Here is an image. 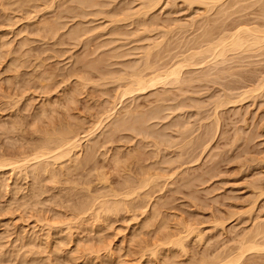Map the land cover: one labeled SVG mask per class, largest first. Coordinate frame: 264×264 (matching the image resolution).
<instances>
[{
	"label": "rangeland",
	"instance_id": "374dc122",
	"mask_svg": "<svg viewBox=\"0 0 264 264\" xmlns=\"http://www.w3.org/2000/svg\"><path fill=\"white\" fill-rule=\"evenodd\" d=\"M85 1L88 3L87 0H82L84 4ZM88 1L91 3V0ZM112 1L95 0L94 3L92 1V5L90 3L89 5L86 4V7V5H82L81 0L79 1L81 4L77 3L76 0H0V157L2 158L0 163L2 164L4 159L10 163L6 165L4 162L3 167L0 164V264H148V262L150 264H172L174 261L175 263L178 262L177 264H206L209 259L213 260V257L216 258L218 252L220 255L223 254L222 256L236 252L239 249L238 247H240L239 240H241V243L242 239L255 235L252 234L256 228L255 225L259 227L262 224L261 226L264 227V193H261L264 192L262 187L264 186V88L259 89L261 92H258V94L256 91L252 94L254 96L250 95L252 97L250 99L249 95H244L246 91L249 92L248 90L251 92L252 89L253 91L258 89L264 81V78L261 80L264 77V49L256 47L250 52L240 51L237 55L236 53H230L225 59L223 58L226 62H223V59L218 60L219 63L223 62L220 63V66L216 61L214 66L211 64L208 67L185 69L183 71L184 77L182 76V78L183 80L192 78L194 82H189V84L192 83L190 85H186L187 83L175 87L168 85L163 87L161 85L156 87V89L153 88L154 91L149 89L150 91L148 90V92L145 91L141 94L134 93L135 97L134 95L131 97L127 96V98H122L121 101H119V92L122 93L125 89L120 87L124 83L123 81L118 83V79H116V77L121 78L118 75L121 72L125 73V69L129 73L133 69L141 68V65L145 63L144 58L148 48L157 41L161 42V37H163L161 38L163 44L160 45V48L153 50L154 53L152 52L150 60L155 62L160 58L162 59V62H160L162 64L169 62L175 56H180L181 53H178L180 51L185 53V47H188L187 43L191 42V40L201 38L202 42L201 35L206 28L204 27L206 23L213 26V28L215 27V29L217 28L216 31L221 30V27L231 29L241 19L242 22L247 23L248 27L251 25L252 28L258 25V27L262 28L263 25L264 28V1L261 0V3H259V6L256 5V8H254L255 6L250 8L249 12L245 10L242 13H237L238 7L228 9L227 13L230 11L228 13L230 18L227 13H223L224 8L223 10L222 8H216L211 13L204 14V10L199 9H204L205 7L199 6L200 8L198 9L194 5L190 7L191 10L188 12L187 8H189V5L183 0H163L157 6V9L155 8L151 11L147 8L150 5L149 0ZM116 1L118 2L116 3ZM257 1L259 0H251L252 3ZM101 2L102 4L105 2L103 6H100ZM251 2L249 1L248 3L252 4ZM141 3L143 4L141 5ZM119 5L120 7H118ZM143 5L147 6L144 7ZM142 6L148 12L144 13ZM83 7L84 9H82ZM134 11L138 13V17L133 13ZM85 12L86 17L83 15ZM196 12L197 15H194ZM232 12H234L235 17L232 16ZM142 13H148V15L145 17ZM117 14L120 16H117ZM202 14L204 15L202 16ZM223 14L226 16L224 17ZM259 14L260 16L262 14V16L260 17ZM199 15L204 18H196ZM82 16L85 18H82ZM120 17L121 20L118 22ZM131 17L135 21H131ZM123 18H125L124 22L122 21ZM114 19H116V22ZM149 19L155 24H152ZM197 19H199L200 23L197 22ZM192 21L194 23L193 30L190 29ZM55 23L56 25H54ZM177 23L181 27L184 24L186 30L184 29L182 32L180 31L181 29L178 30L181 27L178 28L179 25ZM107 24L110 26L109 28ZM146 27L148 32L144 30ZM174 28H177L178 32ZM215 29L214 32H216ZM138 30H144V32L139 31L138 37L133 39L132 36H136ZM168 30H171V32H168ZM84 31L86 32L85 35L82 34ZM149 31L152 34H149ZM172 32L174 33L172 34ZM78 33L80 36H78ZM143 33L146 34L141 35ZM168 33H170L169 36H165ZM164 36L167 43L164 42ZM138 41L139 44H137ZM77 44L79 45L77 46ZM167 58L168 60H166ZM225 70L226 73H224ZM114 76L115 80L113 79ZM78 78H82V81ZM103 78L107 80L104 81ZM258 82L261 83L257 84ZM136 97L137 99H135ZM218 97L220 100L222 98V100L230 99L231 104L234 103L232 105L230 103L227 104L222 107L223 109L220 108L217 113L219 117L216 116L214 107L216 99L220 101ZM53 99L54 101H52ZM235 102L239 103L236 104ZM114 107L116 108V116L123 119L121 122H126L127 118L133 119V117V121L135 119L138 120L136 123L133 122L135 126L130 127L132 122L129 121H132L131 119L127 121L130 125L124 124L129 127H124L122 126L123 122L120 125V119L114 117V121L118 122L115 125L119 124L118 126H122V129H119V131L117 128L115 129L113 119L109 120L111 122L105 121L106 124L110 123L108 125L110 127H102L96 132V136L88 138L89 140L84 138L81 141V148L73 151L72 154L70 153V156L68 155L70 158L66 156V159L64 158V160L62 159L63 161H60L61 163L55 164L53 159L50 160L54 156L53 154L49 158H42L39 162L32 161L29 163L31 167L27 165L26 168H23L25 173L23 169L16 170L11 165L14 160H18L19 156L23 157L29 154V150L31 149L32 151L36 146L35 144H42L44 137L47 135L54 136L57 131L66 130L69 127L72 130L75 127L73 130L83 131L81 134V138H83L85 136L84 128L93 127L92 124H95L100 117L105 119V115L104 117L101 115L106 110L110 111ZM154 108H157L156 111ZM170 108L172 109L170 110ZM178 108L179 110H177ZM135 109L137 113L140 111V114L147 115V112L149 117L152 116L148 118L143 115L146 119L139 123V119L134 116L137 115L135 114ZM150 109H152V112H149ZM198 110H200V113ZM119 111L120 113H118ZM132 111L134 112V115L131 113L133 117H127L131 115L129 113ZM178 111L182 112V115ZM192 111L195 112L193 113ZM153 112L155 113L154 115ZM187 113L188 115H186ZM120 114L121 116H119ZM171 114H176L171 116L173 119L170 117ZM137 116L141 117L139 114ZM195 117L196 120H194ZM208 118L211 121L207 120ZM116 119L118 120L116 121ZM141 119L143 120L144 118ZM51 120L54 121L52 122ZM105 123L104 125H106ZM77 124L79 125L77 126ZM187 126L190 128H186ZM80 127L83 130L80 129V131ZM110 128L113 131L116 130L115 133H112L113 131ZM174 131L177 132L175 133ZM217 131L219 133H216ZM55 136L54 138H56ZM149 139L152 140L150 141ZM192 139H194V143L191 145L190 141ZM234 140L235 145L233 146ZM157 145H160L163 150ZM183 145H185V149H183ZM207 146L209 147L207 148ZM24 153L25 155H23ZM159 154L160 156H158ZM179 155L182 157L180 158ZM156 156L158 159H155ZM73 158L76 162L78 161V165L75 164L76 162H74ZM195 161H198V163ZM65 162L66 164H64ZM72 162L74 163L72 164ZM117 163L118 166H116ZM61 164H64L66 169H63ZM53 165L55 167L51 168ZM67 165L68 167L70 166L69 169ZM45 166L47 169H49V166L50 170H55L48 174L49 170L46 172ZM101 166L102 169H100ZM125 167L128 168L125 169ZM130 169L131 172L129 171ZM100 170L111 178V180L109 179L110 182L106 184L107 187H104V184L102 186V184L96 183L99 175L97 173L101 174ZM58 171L59 173H57ZM173 171L179 172L173 173ZM145 172L148 176L152 174L151 176L156 175L158 177L159 175V181L156 180L155 185L151 184L144 189L137 190L134 197L129 196L130 199L127 197L126 200L125 192L135 188V184L137 185L141 182V179L144 180V177H147ZM171 176L175 178L170 179ZM156 177L154 176L155 179ZM165 177L166 179H164ZM52 178H55L57 182H54L56 180L51 182L50 179ZM137 178L140 181L136 180ZM87 181L92 183H85ZM73 182L77 183V185L80 183L79 185L83 186V190L82 186L78 187ZM127 184L130 186L126 187ZM110 186L113 187L111 188ZM107 188L110 193L112 192L111 195ZM122 188L126 191L124 192ZM88 189L90 190L88 191ZM150 191L152 192L151 194L149 193ZM113 192L118 195L121 193L125 194V199H122V194L120 195L121 200L131 202L132 210L129 209L131 212L125 208L124 211H120L118 214H111L112 217H110V214L107 215L108 213L101 211V215L98 217L92 211L98 210L100 207L98 205L99 202L105 197L103 196L102 198L98 193H101V195L107 194L106 197H109L105 198V200L103 199V201L107 199V202L121 201L118 200L120 196H118V199L113 196L115 195ZM137 194L140 195L138 196ZM141 194L142 197L144 194L147 197L149 196L150 200L153 197V200L150 201L147 197H144V199ZM96 195L102 199L96 200ZM110 198L112 200H109ZM140 198L141 200L143 199V202ZM94 199L98 204H91L92 201L95 203ZM257 199H259L258 202ZM255 200L257 205H255ZM86 203L88 206H86ZM82 204L84 205L80 208ZM89 205H95L94 209L91 212L88 211L87 214L85 213L86 215L83 214L81 211L88 208ZM252 205L256 207L253 208L254 210L251 207ZM78 209H81L79 211L83 215L78 213ZM133 209L135 211L138 210V212H133ZM105 214L110 218L105 217ZM230 214L232 218L229 216ZM216 220H221L220 222L226 226L222 227L220 222H217L216 225L213 224ZM148 221L149 225L147 224ZM153 222L152 226L151 223ZM258 223L260 224L257 225ZM219 225L221 228L217 227ZM214 226L217 228L215 231ZM163 227L167 229L165 230ZM184 228H188L191 232L195 229L197 232L194 230L192 233H195L190 234ZM182 230V233L186 234L189 232V234L180 233ZM223 230L226 231L224 232ZM167 233L170 235L177 233L178 237L180 233V237H190L189 239L186 238L189 241H185L187 243V245L186 243L184 244L186 249L182 251L181 248L169 245L167 242L169 234ZM197 233L203 234L202 237L204 238L199 239L200 236ZM244 234L245 236L252 235L245 237ZM241 236H244V238ZM204 239H206L205 244L203 243ZM201 240L203 241L201 242ZM233 246L234 252L227 249L228 247L233 250ZM224 248H226L227 254L225 250L223 251ZM155 249L159 251V253H156L158 255L150 252L152 250L154 252ZM185 251H187L186 254ZM229 251L231 252L229 253ZM252 253L254 254V252ZM256 253L253 255L249 252L248 254L251 256L248 257V254H246L245 259L243 258L244 260L241 263L243 264L246 260L244 264H264V255H262L264 252ZM206 255L209 256V259L208 256L205 257ZM158 256L160 258H157ZM170 257H173V262L171 259L168 261ZM260 257L263 259L260 260Z\"/></svg>",
	"mask_w": 264,
	"mask_h": 264
},
{
	"label": "bare ground",
	"instance_id": "6f19581e",
	"mask_svg": "<svg viewBox=\"0 0 264 264\" xmlns=\"http://www.w3.org/2000/svg\"><path fill=\"white\" fill-rule=\"evenodd\" d=\"M77 1V3L80 1V0H76ZM92 1H93V3H94V1L95 0H91V3L87 0V2L88 3H86V1H85V4H84V2H82V0H81V2L83 3L82 5L84 6V5H86V4H88L89 5V3L92 5ZM99 1H101V0H99ZM108 1V0H107ZM112 1V0H111ZM161 1L163 2V0H149V3H150V5L149 6H147L148 4H147V2H146V4L147 5H143L144 7H146L147 6V8L151 11V10H153V9H157V6L161 3ZM184 2H186V4H188L189 5V8H187L188 9V12H189V10H191L190 9V7L191 6H194V5H196L197 6V8L199 9L201 6H203V7H205L204 9H199V10H204L203 12H205L204 14H209V12L211 13V11L212 10H214V9H216V8H222V10H223V8H224V11H223V13L225 12V13H227V10L228 9H232V8H235V7H238V10H237V13H242V11H245V10H247L248 12H249V10H250V8H252V7H254V8H256V5H258L259 6V3H261V0H259V1H257L256 3H252L251 2V0H183ZM251 2L252 4H250V3H248V2ZM254 1V0H253ZM264 1V0H263ZM81 2H79L80 4H81ZM118 1H116V3H117ZM121 2V1H120ZM124 2V1H123ZM96 3V2H95ZM104 3L105 2H103V4H102V2L100 3V6L102 5H104ZM112 3H113V1H112ZM115 3V2H114ZM122 3V2H121ZM140 3V2H139ZM145 3V2H144ZM97 4V3H96ZM111 4V3H110ZM143 3H141V5H142ZM184 4V3H183ZM246 4V5H245ZM98 5V4H97ZM188 5H187V7H188ZM242 5H245V6H242ZM74 6H75V2H74ZM99 6V5H98ZM129 6V5H128ZM143 6L141 7L142 8V10L144 11V13H146V12H148V10H144V8H143ZM200 6V7H199ZM77 7H79V6H77ZM86 7H87V5H86ZM95 7H96V5H95ZM105 7V6H104ZM118 7H120V5L118 6ZM89 8V7H88ZM69 9V8H68ZM76 9V8H75ZM78 9V8H77ZM82 9H84V7L82 8ZM92 9H93V6H92ZM99 9V8H98ZM101 9H102V7H101ZM121 9V8H120ZM126 9H128V8H126ZM131 9V8H130ZM137 9V8H136ZM140 9V8H139ZM193 9V8H192ZM129 10V9H128ZM135 10V9H134ZM141 10V11H142ZM73 11V10H72ZM71 11V12H72ZM76 11H78V10H76ZM79 11H80V9H79ZM92 11V10H91ZM98 11V10H97ZM127 11V10H126ZM131 11V10H130ZM136 11V10H135ZM135 11L133 12V13H135ZM138 11V10H137ZM156 11V10H155ZM159 11V10H158ZM232 11V10H231ZM246 11V12H247ZM251 11H253V9H251ZM255 11V10H254ZM262 11H263V7H262ZM121 12H122V10H121ZM193 12V11H192ZM198 12V11H197ZM197 12H196V14L194 13V15H197ZM200 12V11H199ZM202 12V11H201ZM230 12V11H229ZM228 12V13H229ZM247 12V13H248ZM260 12V11H259ZM77 13V12H76ZM88 13V12H87ZM132 13V12H131ZM151 13V12H150ZM228 13H227V16H229L228 15ZM78 15H79V13H77ZM85 14H86V12L85 13H83V15L85 16ZM122 14V13H121ZM128 14H130V13H128ZM136 14V16L138 15V13L136 12L135 13ZM135 14H134V16H135ZM140 14V13H139ZM143 14V13H142ZM204 14H202V16L204 15ZM244 14V13H243ZM250 14H251V12H250ZM77 15V16H78ZM100 15V14H99ZM119 14H117V16H118ZM127 15V14H126ZM126 15H125V18H126ZM131 15H133V14H131ZM145 15V17H146V15H148V13L147 14H143V16ZM154 15V14H153ZM188 15H189V13H188ZM217 15H218V12H217ZM231 15V14H230ZM238 15H240V14H238ZM237 15V16H238ZM120 16V15H119ZM128 16V15H127ZM139 16V15H138ZM137 16V17H138ZM202 16H200L199 15V17H196V18H200V17H202ZM209 16V15H208ZM211 16V15H210ZM220 16V15H219ZM221 16H222V13H221ZM223 16L225 17L226 15H224L223 14ZM232 16H234V12H232ZM259 16H260V14H259ZM261 16H262V14H261ZM260 16V17H261ZM86 17V16H85ZM85 17H83L82 16V18H85ZM113 17V16H112ZM121 17H123V16H121ZM121 17H120V19L118 20L117 18V20H118V22L121 20ZM148 17V16H147ZM188 17V16H187ZM192 17H194V16H192ZM235 17V16H234ZM75 18H76V15H75ZM94 18V17H93ZM102 18V17H101ZM125 18H123L122 19V21L125 19ZM136 18V17H135ZM141 18H142V15H141ZM149 18V17H148ZM202 18H204V17H202ZM210 18V17H209ZM229 18H230V16H229ZM245 18V17H244ZM246 18H247V16H246ZM253 18V17H252ZM78 19V18H77ZM80 19H81V17H80ZM87 19H89L88 17H87ZM116 19H114V21L116 20ZM206 19V18H205ZM208 19V18H207ZM232 19V18H231ZM256 19V18H255ZM258 19H259V17H258ZM263 19V18H262ZM85 20V19H84ZM96 20V19H95ZM135 21V19H132V17H131V21ZM136 20H137V18H136ZM143 20V19H142ZM150 20V19H149ZM148 20V21H149ZM192 20V19H191ZM198 20V21H197ZM196 21L198 22V23H200L199 22V19H197ZM239 20H240V17H239ZM138 21H139V18H138ZM145 21H146V19H145ZM195 21V20H194ZM202 21V20H201ZM223 21V20H222ZM229 21V20H228ZM227 21V22H228ZM230 21H232V20H230ZM264 21V20H263ZM89 22V21H88ZM116 22V21H115ZM117 22V23H118ZM124 22V21H123ZM127 23H128V21H126ZM150 22H152V20H150ZM196 22V23H197ZM203 22V21H202ZM216 22H217V20H216ZM224 22V21H223ZM233 22V21H232ZM78 23H80V22H78ZM93 23V22H92ZM133 23H135V22H133ZM188 23V22H187ZM191 23V22H190ZM236 23V22H235ZM49 24V23H48ZM81 24H82V21H81ZM111 24H112V22H111ZM115 24V23H114ZM132 24V23H131ZM141 24V23H140ZM152 24H155V23H153L152 22ZM178 24V23H177ZM50 25V24H49ZM54 25H56V23L54 24ZM79 25V24H78ZM87 25V24H86ZM108 25V24H107ZM113 25V24H112ZM111 25V26H112ZM134 25V24H133ZM142 25H143V23H142ZM146 25H147V23H146ZM157 25V24H156ZM179 25V24H178ZM182 25V24H181ZM262 25V24H261ZM103 26V25H102ZM135 26V25H134ZM149 26V25H148ZM183 27H181L180 25L178 26V28L179 27H181V28H179L178 30H180L181 32H182V30H184L185 28H184V24L182 25ZM186 26V25H185ZM190 26H192V27H190V29L191 30H193L194 28V23H193V21H192V23L190 24ZM108 28L110 27L109 25L107 26ZM150 27H152V26H150ZM149 27V28H150ZM175 27V26H174ZM177 27V26H176ZM187 27V26H186ZM204 27H206L204 30H203V34L201 35L202 36V42H201V38H196V39H193V41L191 40V42H188L187 43V45H188V47H185L186 48V50H185V53H182V51H180V52H178V53H181V55L180 56H173L174 58H172L169 62H166V63H160V62H162V59H160L159 58V60L158 61H155V62H153L152 60H150V58L152 57L151 55H152V52L154 53V49H156V48H160V45H162L163 43H162V40H161V38H163V37H161L160 38V41L161 42H155V43H153V45L152 46H150L149 48H148V52H146V55H145V58H144V62L145 63H143L142 65H141V68H139V69H133V70H135L134 72H133V70L132 71H129V73H128V71L125 69V73L124 72H121V73H123L122 75H121V73L118 75V76H121V78L120 77H116V79H118L117 81H118V83L120 82V81H123V83L125 84V86H124V84H121L122 86H120L121 88L123 87V88H125L124 90H123V92L121 93V92H119L120 93V100L119 101H121V99L122 98H124V97H126L127 98V96H133L134 95V93H143V92H148V90L149 89H153V88H155L156 89V87H159V86H161V85H163V87H167V85L168 86H179V85H185L186 83V85H190V84H192V83H190L189 84V82H194V81H192V78H190L189 80H187V79H184L183 80V78H182V76H183V71L185 70V69H190V68H194V67H208V65H210L211 66V64L214 66V63L217 61V64L220 66V63H223V62H226L224 59L228 56V54H230V53H236V55H237V53L238 52H240V51H242V52H250V50H252L253 48H256V47H258V49H264V28H263V25H262V28H260V26L258 27V25L256 26V27H252L251 28V25H250V27H248V25H247V23H245V22H242V19H241V21H238L237 22V24L236 25H234L231 29H226V27L225 28H222L221 27V30H219V31H216V29H215V27L213 28V26H211L210 24H205L204 25ZM54 28H55V26H54ZM90 28V27H89ZM133 28V27H132ZM144 28V27H143ZM156 28V27H155ZM193 28V29H192ZM219 28H220V25H219ZM56 29V31H57V28H55ZM81 29H82V25H81ZM92 29V28H91ZM94 29V28H93ZM129 29V28H128ZM151 29V28H150ZM169 29H171V27H169ZM175 29V28H174ZM203 29V28H202ZM214 29H215V31L216 32H214ZM83 30H84V28H83ZM90 30V29H89ZM142 30V29H141ZM144 30H148L147 29V27L144 29ZM144 30L143 31H140V30H138V32H137V35L136 36H132L133 37V39H134V37H138V34H140V32H144ZM160 30H162V29H160ZM164 30V29H163ZM176 31H177V28L175 29ZM186 30V29H185ZM86 31V30H85ZM84 31V33L82 32V34H84L85 35V32ZM88 31V30H87ZM107 31V30H106ZM109 31V30H108ZM132 31H134V30H132ZM140 31V32H139ZM145 31V32H146ZM152 31V30H151ZM151 31H149L150 33L149 34H152L151 33ZM159 31V30H158ZM173 31V30H172ZM176 31H175V34H176ZM50 32H51V29H50ZM72 32V31H71ZM78 32V31H77ZM101 32V31H100ZM135 32V31H134ZM148 32V31H147ZM156 32V31H155ZM166 32H167V30H166ZM165 32V33H166ZM168 32H171V30H168ZM178 32V31H177ZM191 32V31H190ZM218 32V33H217ZM131 33V32H130ZM154 33V32H153ZM174 32H172V34H173ZM74 34V33H73ZM109 34H110V32H109ZM144 34H146V33H143V34H141V35H144ZM148 34V33H147ZM148 34V35H149ZM169 34L170 33H168V34H165V36H169ZM104 35H105V33H104ZM162 35V34H161ZM180 35V34H179ZM178 35V36H179ZM195 35H197V34H195ZM78 36H80V34L78 33ZM86 36H87V34H86ZM164 36V39L166 38ZM178 36H176V37H178ZM182 36V35H181ZM186 36V35H185ZM192 36V35H191ZM215 36H217V37H215ZM77 37V36H76ZM89 37V36H88ZM110 37V36H109ZM127 37V36H126ZM139 37H140V35H139ZM145 37V36H144ZM148 37V36H147ZM153 37V36H152ZM151 37V38H152ZM171 37V36H170ZM169 37V38H170ZM173 37H174V35H173ZM175 37V38H176ZM195 37V36H194ZM73 38H74V36H73ZM82 38H83V36H82ZM180 38V37H179ZM182 38V37H181ZM86 39V38H85ZM127 39V38H126ZM129 39V38H128ZM137 39V38H136ZM82 40V39H81ZM83 40H84V38H83ZM108 40V39H107ZM140 40H141V38H140ZM142 40H143V37H142ZM76 41V40H75ZM78 41V40H77ZM129 41V40H128ZM136 41V40H135ZM173 41V40H172ZM178 41H179V39H178ZM184 41V40H183ZM185 41H186V38H185ZM200 41V42H199ZM83 42V41H82ZM150 42V41H149ZM148 42V43H149ZM164 42H166L167 43V41H166V39H165V41ZM140 43H141V41H140ZM146 43H147V41H146ZM171 43V42H170ZM84 44V43H83ZM89 44V43H88ZM137 44H139V41H138V43ZM142 44H144L143 42H142ZM79 44H77V46H78ZM81 45V44H80ZM145 45V44H144ZM187 45H185V46H187ZM133 46V45H132ZM174 46V45H173ZM177 46V45H176ZM182 46V45H181ZM139 47V46H138ZM80 48H81V46H80ZM128 48V47H127ZM126 48V49H127ZM74 49V48H73ZM78 50V49H77ZM178 51V50H177ZM134 52V51H133ZM184 52V51H183ZM262 52V51H261ZM77 53V52H76ZM136 53H138V51H136ZM169 53V52H168ZM254 54H255V52H253ZM259 53V52H258ZM244 54V53H243ZM243 54H242V56H243ZM76 55V54H75ZM142 55V54H141ZM256 55H257V53H256ZM128 56V55H127ZM126 56V57H127ZM154 56H155V54H154ZM153 56V57H154ZM81 57V56H80ZM125 57V56H124ZM233 57V56H232ZM264 57V56H263ZM73 58V57H72ZM130 58V57H129ZM136 58V57H135ZM157 58V57H156ZM224 58V59H223ZM133 59V58H132ZM219 59H223L224 61L223 62H218V60ZM16 60H18L17 58H16ZM15 60V61H16ZM166 60H168V58L166 59ZM129 61V60H128ZM236 61H237V59H236ZM164 62V61H163ZM234 62H235V60H234ZM238 62H239V60H238ZM160 63V64H159ZM139 64V63H138ZM164 64V65H163ZM256 64V63H255ZM255 64H254V66H255ZM72 65V64H71ZM239 65H241V64H239ZM216 66V65H215ZM222 66H224V65H222ZM73 67H74V65H73ZM78 67V66H77ZM130 67V66H129ZM218 67V66H217ZM131 68H132V66H131ZM246 68V67H245ZM69 69V68H68ZM196 69V68H195ZM194 69V70H195ZM202 69V68H201ZM208 69V68H207ZM130 70V69H129ZM216 70H218V69H216ZM82 71V70H81ZM126 71H127V74H126ZM231 71H232V69H231ZM233 71H234V69H233ZM190 72V71H189ZM214 72V71H213ZM223 72V71H222ZM224 73H226V70H225V72ZM222 74V73H221ZM117 75V74H116ZM216 76V75H215ZM76 77V76H75ZM74 77V78H75ZM184 77V76H183ZM106 78V77H105ZM108 78V77H107ZM120 78V79H119ZM199 78V77H198ZM264 77H262L261 78V80L263 79ZM77 79V78H76ZM79 79V78H78ZM82 79V78H81ZM81 79H79L80 81H82ZM104 79V78H103ZM110 79V78H109ZM112 79V78H111ZM114 80H115V76H114V78H113ZM85 80V79H84ZM105 80H107V79H104V81ZM124 80H125V82H124ZM127 80V81H126ZM115 82V81H114ZM126 82H127V84H126ZM262 82V81H261ZM261 82H258L257 84H259V83H261ZM49 83H50V81H49ZM85 83V82H84ZM115 83H117V82H115ZM121 83V82H120ZM203 83H204V81H203ZM44 84H45V82H44ZM81 84V83H80ZM105 84V83H104ZM197 84H198V82H197ZM77 85V84H76ZM201 85H202V83H201ZM204 85V84H203ZM42 86H43V83H42ZM45 86V85H44ZM112 87V86H111ZM120 87H118V88H120ZM78 88V87H77ZM122 88V89H123ZM264 88V81L260 84V86H259V88L258 89H255L254 91H253V89H252V91L250 92V90H248L249 92H247L246 90V92H245V94L244 95H246V96H250V95H252V94H254L256 91V93L258 94V92H261V91H259V89H263ZM109 89V88H108ZM161 89V88H160ZM79 90V89H78ZM75 91H76V89H75ZM150 91V90H149ZM153 91H154V89H153ZM156 91V90H155ZM99 92V91H98ZM231 92V91H230ZM244 93V92H243ZM250 93V94H249ZM157 94V93H156ZM225 94V93H224ZM232 94V93H231ZM242 94V93H241ZM263 94H264V89H263ZM76 95H77V93H76ZM229 95V94H228ZM256 95V94H255ZM252 96H254V95H252ZM61 97H62V95H61ZM117 97H118V95H117ZM134 97H135V95H134ZM197 97V96H196ZM199 97V96H198ZM129 98V97H128ZM139 98H140V95H139ZM233 98V97H232ZM248 98V97H247ZM250 98H252L251 96L249 97V99ZM257 98V97H256ZM72 99L73 100H75V98L74 97H72ZM115 99H117V98H115ZM133 100H135V99H137V97L134 99V98H132ZM179 99V98H178ZM218 99H219V97H218ZM223 99V98H222ZM220 100V101H218L217 99H216V105H214V107H215V112H216V116H218L219 117V115H217V113H218V110L220 109V108H222V107H224V106H226L227 104H231V100L229 99V100H227V99H224V100ZM255 99V98H254ZM49 100V99H48ZM51 100V99H50ZM157 100V99H156ZM166 100V99H165ZM240 100V99H239ZM52 101H54V99L52 100ZM110 101V100H109ZM112 101V100H111ZM115 101H117V100H115ZM196 101H197V99H196ZM218 101V102H217ZM75 102V101H74ZM199 102V101H198ZM212 102H214V101H212ZM45 103V102H44ZM51 103V102H50ZM121 103V102H120ZM172 103V102H171ZM236 103V102H235ZM237 103H239V102H237ZM236 103V104H237ZM48 104H49V101H48ZM147 104V103H146ZM232 104H234V103H232ZM231 104V105H232ZM111 105V104H110ZM134 105H135V103H134ZM167 105V104H166ZM132 106V105H131ZM169 106V105H168ZM210 107H211V105H209ZM50 107H51V105H50ZM121 107V106H120ZM177 107V106H176ZM157 108H158V106H157ZM157 108H154L155 109V111H156V109ZM159 108H160V110H161V107L159 106ZM212 108V107H211ZM41 109V108H40ZM42 109H44L43 107H42ZM115 107L114 108H112L110 111L108 110H106L104 113H103V115H101L102 117H104V115H105V119H101V117H100V119H98V121L97 122H95V124H92L93 125V127H90L89 129L87 128V129H85L84 128V134H85V136L83 137V138H81V134H82V132H79V131H77V130H73L74 128H72V130L70 129V127H69V129H66V130H62V131H57V133L54 135L56 138H54V136L52 135V136H46V137H44L43 139H44V142L42 143V144H40V145H37V144H35L36 146L32 149V151H31V149L29 150L30 151V153L29 154H26V156H23V157H18L17 159V161H11L12 163H11V165H13V167H15L14 169H18V170H22L23 168H26L27 167V165H30L29 163H31L32 161H38L39 162V160H42V158H49L51 155L53 156V154H54V156L52 157V158H50V160H52L53 159V161H55L54 163L55 164H57L58 162H60L62 159L64 160V158L67 156V157H69L70 156V153L72 154V152L73 151H76V150H78V149H80L81 148V141L82 140H84V138H87V140H89L88 138H92L93 136H96L95 134H96V132H98L102 127L104 128V127H106V126H108L110 123H108V124H106L105 123V121H109V120H111V119H113L114 117H118V116H116V111H115ZM124 109V108H123ZM132 109V108H131ZM172 108H170V110H171ZM180 109H181V107H180ZM210 109V108H209ZM223 109V108H222ZM128 110V109H127ZM140 110V109H139ZM152 109H150V111L149 112H152L151 111ZM159 110V109H158ZM177 110H179V108L177 109ZM213 110V109H212ZM117 111H118V108H117ZM154 111V110H153ZM182 111H183V109H182ZM195 111H197V110H195ZM194 111V112H195ZM140 111H138V113L136 112V109H135V114H139L140 116L142 115V114H140L139 113ZM179 113H181V115H182V112H180V111H178ZM188 112V111H187ZM190 112V111H189ZM193 112V111H192ZM193 112V113H194ZM198 112L200 113V110H198ZM45 113V112H44ZM118 113H120V111L118 112ZM123 113H124V111H123ZM133 114L134 112L132 111V112H130L129 114ZM157 113V112H156ZM170 113V112H169ZM185 113V112H184ZM129 115V116H127V117H133V115ZM146 114L147 115H145V114H143L145 117H148V118H150L152 115L151 114H149V115H151L150 117L148 116V113L146 112ZM155 113L153 112V115H154ZM197 114V113H196ZM195 114V115H196ZM118 115V114H117ZM128 115V114H127ZM137 115H134V116H136V118L137 119H139V123H141L142 121H144L146 118L145 117H143V115L139 118ZM173 115H176V114H173ZM172 114L170 115V117L171 116H173ZM186 115H188V113L186 114ZM119 116H121V114L119 115ZM199 116V115H198ZM215 116V115H214ZM155 117H156V115H155ZM210 117V116H209ZM54 118V117H53ZM141 118H144L143 120L141 119ZM147 118V119H148ZM172 119H173V117H171ZM214 118V117H213ZM216 118V117H215ZM118 119H120L119 117H118ZM118 119H116V121L118 120ZM124 119H126V117H124ZM128 120L127 121H129V120H131L130 118H127ZM133 119H134V117H133ZM133 119H132V121H129V122H132L131 123V125L129 124V122H125V121H122L123 122V124H122V126H126V125H124V124H129L130 125V127L131 126H135L134 124L136 123V121L138 122V120H134L133 121ZM194 119V118H193ZM192 119V120H193ZM205 119H206V117H205ZM217 119V118H216ZM121 120H123V119H120V122H119V124L120 123H122L121 122ZM160 120V119H159ZM194 120H196V117H195V119ZM198 120V119H197ZM200 120V119H199ZM207 120H209V118L207 119ZM52 121V120H51ZM54 121V120H53ZM52 121V122H53ZM96 121V120H95ZM113 121H114V119H113ZM113 121H112V124H113ZM155 121V120H154ZM191 121V120H190ZM209 121H211V120H209ZM109 122H111V121H109ZM125 122V123H124ZM133 122H135V123H133ZM156 122H157V120H156ZM104 123L106 124V125H104ZM116 123H118V122H115L114 121V125L116 124ZM146 123V122H145ZM201 123V122H200ZM118 124V125H119ZM151 124V123H150ZM79 124H77V126H78ZM91 125V124H90ZM104 125V126H103ZM118 125H115V129L117 128V130L119 131V129H122L121 127L122 126H118ZM121 125V124H120ZM176 125V124H175ZM112 126V125H111ZM219 126V125H218ZM221 126V125H220ZM65 127H67V126H65ZM108 127H110V126H108ZM108 127H106V128H108ZM119 127V128H118ZM126 127H129L128 125L126 126ZM184 127V126H183ZM189 126H187L186 128H188ZM52 128V127H51ZM55 128V127H54ZM159 128V127H158ZM190 128V127H189ZM188 128V129H189ZM219 128V127H218ZM56 129V128H55ZM76 129H78V128H76ZM81 129V127L79 128V130ZM112 131H113V129L112 128H110ZM160 129V128H159ZM174 129V128H173ZM184 129H185V127H184ZM188 129H187V131H188ZM196 129V128H195ZM220 129V128H219ZM54 130V129H53ZM81 130H83V129H81ZM80 130V131H81ZM133 130V129H132ZM158 130V129H157ZM176 130V129H175ZM183 130V129H182ZM203 130V129H202ZM216 130V129H215ZM218 130V129H217ZM54 131H56V130H54ZM115 131L116 130H114L112 133H115ZM130 131V130H129ZM186 131V130H185ZM186 131V132H187ZM194 131V130H193ZM220 131V130H219ZM41 132V131H40ZM46 132H47V130H46ZM105 132H106V130H105ZM123 132V131H122ZM173 132V131H172ZM171 132V133H172ZM175 132V131H174ZM177 132V131H176ZM175 132V133H176ZM179 132V131H178ZM200 132V131H199ZM42 133V132H41ZM48 133V132H47ZM174 133V134H175ZM182 133V132H181ZM216 133H219L218 131L216 132ZM237 133V132H236ZM45 134V133H44ZM51 134V133H50ZM100 134V133H99ZM182 134H184V133H182ZM196 134H198L197 132H196ZM196 134H195V136H196ZM210 134V133H209ZM139 135V134H138ZM176 135V134H175ZM181 135V134H180ZM185 135V134H184ZM237 135H238V133H237ZM112 136V135H111ZM151 136V135H150ZM158 136V135H157ZM182 136V135H181ZM214 136H216V135H214ZM245 136V135H244ZM248 136V135H247ZM97 137H98V135H97ZM113 137V136H112ZM142 137H144V136H142ZM194 137V136H193ZM192 137V138H193ZM207 137V136H206ZM213 137V136H212ZM139 138H141V137H139ZM152 138V137H151ZM179 139H180V137H178ZM182 138H183V136H182ZM191 138V137H190ZM216 138V137H215ZM236 138V137H235ZM110 139V138H109ZM127 139V138H126ZM145 139V138H144ZM155 139V138H154ZM245 139V138H244ZM32 140V139H31ZM134 140V139H133ZM150 140V139H149ZM152 140V139H151ZM150 140V141H151ZM183 140V139H182ZM188 140V139H187ZM190 140V139H189ZM192 140H193V142H192ZM190 142H191V145L194 143V139H192ZM33 141V140H32ZM91 141V140H90ZM145 141V140H144ZM147 141H148V138H147ZM153 141H155V140H153ZM152 141V142H153ZM160 141V140H159ZM165 141V140H164ZM177 141H180V140H177ZM184 141V140H183ZM237 141H238V139H237ZM240 141V140H239ZM31 142V141H30ZM35 142V141H34ZM152 142H150V143H152ZM212 142H213V140H212ZM234 143H233V146L235 145V140L233 141ZM27 143H29V142H27ZM40 143V142H39ZM142 143V142H141ZM145 143V142H144ZM149 143V142H148ZM156 143V142H155ZM163 143H165V142H163ZM182 143H184V142H182ZM187 143V142H186ZM185 143V145L187 146V144ZM204 143V142H203ZM210 143V142H209ZM208 143V144H209ZM238 143V142H237ZM32 144V143H31ZM174 144V143H173ZM190 144V143H189ZM142 145V144H141ZM151 145V144H150ZM160 145H162V144H160ZM160 145H157V146H160ZM185 145H183V149H185L184 148V146ZM207 145V144H206ZM211 145V144H210ZM182 146V145H181ZM188 146H190V145H188ZM203 146V145H202ZM31 147V146H30ZM161 147V146H160ZM209 146H207V148H208ZM84 148V147H83ZM153 148V147H152ZM162 148V147H161ZM171 148H172V145H171ZM174 148V147H173ZM178 148H180V147H178ZM182 148V147H181ZM201 148H203V147H201ZM26 149V148H25ZM29 149V148H28ZM136 149V148H135ZM166 149H168V148H166ZM176 149H177V147H176ZM175 149V150H176ZM205 149H206V147H205ZM149 150V149H148ZM162 150H163V148H162ZM170 150V149H169ZM174 150V149H173ZM179 150V149H178ZM182 150V149H181ZM187 150V149H186ZM193 150V149H192ZM87 151V150H86ZM96 151V150H95ZM133 151V150H132ZM177 151V150H176ZM206 151H207V149H206ZM22 152V151H21ZM25 152V151H24ZM82 152V151H81ZM91 152V151H90ZM123 152V151H122ZM122 152H121V154H122ZM158 152V151H157ZM159 152H160V149H159ZM186 152V151H185ZM131 153V152H130ZM20 154V153H19ZM79 154V153H78ZM120 154V155H121ZM134 154V153H133ZM179 154V153H178ZM183 154V153H182ZM23 155H25V153L23 154ZM69 155V156H68ZM74 155H77V154H74ZM90 155V154H89ZM181 155V154H180ZM180 155H179V157H180ZM126 156V155H125ZM151 156V155H150ZM154 156V155H153ZM158 156H160V154L158 155ZM194 156V155H193ZM205 156V155H204ZM80 157V156H79ZM78 157V158H79ZM89 157V156H88ZM113 157H115V156H113ZM119 157V156H118ZM146 157V156H145ZM182 157V156H181ZM180 157V158H181ZM203 157V156H202ZM1 158V157H0ZM4 158V157H3ZM70 158V157H69ZM68 158V159H69ZM83 158V157H82ZM96 158V157H95ZM112 158V157H111ZM116 158H117V156H116ZM124 158V157H123ZM126 158V157H125ZM160 158V157H159ZM185 158H186V156H185ZM189 158V157H188ZM66 159V158H65ZM74 159V158H73ZM72 159V160H73ZM109 159V158H108ZM113 159V158H112ZM133 159H136V158H133ZM155 159H158L157 158V156L155 157ZM199 159V158H198ZM0 160H2V158L0 159ZM47 160H49V159H47ZM62 160V161H63ZM72 160H70V161H72ZM79 160V159H78ZM82 160V159H81ZM126 160V159H125ZM128 160H130L129 158H128ZM132 160V159H131ZM137 160V159H136ZM141 160V159H140ZM161 160V159H160ZM184 160V159H183ZM197 160V159H196ZM200 160H201V158H200ZM200 160H198V161H200ZM68 161V160H67ZM84 161V160H83ZM110 161V160H109ZM113 161V160H112ZM120 161H122V160H120ZM138 161V160H137ZM182 161V160H181ZM198 161L196 162V163H198ZM1 162V161H0ZM4 162H5V164L7 165V161L4 159ZM3 161H2V167H3V163H4ZM46 162H49V161H46ZM74 162H76V160L74 159ZM74 162H72V164L74 163ZM80 162V161H79ZM85 162V161H84ZM114 162V161H113ZM117 162H119V161H117ZM127 162H129V161H127ZM180 162V161H179ZM37 163V162H36ZM41 163H43V162H41ZM45 163V162H44ZM53 163V162H52ZM52 163H51V165H52ZM53 163V164H54ZM61 163V162H60ZM63 163V162H62ZM69 163V162H68ZM78 163V161L75 163V164H77ZM120 163V162H119ZM134 163V162H133ZM145 163V162H144ZM146 163H148V162H146ZM178 163V162H177ZM8 164H10V163H8ZM40 164V163H39ZM49 164V163H48ZM64 164H66V162L64 163ZM64 164L62 165L61 164V167L63 168V169H66L65 168V166H64ZM71 164V163H70ZM96 164V163H95ZM125 164V163H124ZM149 164V163H148ZM0 165V166H1ZM41 165V164H40ZM45 165V164H44ZM69 165V164H68ZM68 165H67V167H68ZM78 165V164H77ZM83 165V164H82ZM120 165V164H119ZM125 165H128L127 163L125 164ZM145 165V164H144ZM171 165V164H170ZM169 165V166H170ZM192 165H193V163H192ZM192 165H191V167H192ZM195 165V164H194ZM33 166H35V165H33ZM33 166H32V168H33ZM46 166H47V164H46ZM45 166V167H46ZM57 166V165H56ZM79 166H81V165H79ZM87 166V165H86ZM116 166H118V163L116 164ZM121 166V165H120ZM119 166V167H120ZM181 166V165H180ZM197 166V165H196ZM29 167V166H28ZM30 167H31V165H30ZM42 167V166H41ZM52 167H55V165H53V166H51V168ZM58 167H60V166H58ZM70 167V166H69ZM69 167H68V169H69ZM82 167V166H81ZM88 167H89V165H88ZM123 167V166H122ZM43 168V167H42ZM48 168L49 169H47V167H46V169H45V171L47 172L48 170H49V172H48V174L50 173V172H52V170H55V169H52V170H50V167L48 166ZM62 168H60V169H62ZM78 168V167H77ZM98 168V167H97ZM96 168V169H97ZM126 168H128V167H125V169ZM168 168V167H167ZM173 168V167H172ZM179 168V167H178ZM190 168V167H189ZM30 169V168H29ZM37 169V168H36ZM35 169V170H36ZM58 169V168H57ZM71 169V168H70ZM75 169V168H74ZM84 169V168H83ZM100 169H102V166L100 167ZM124 169V170H125ZM148 169V168H147ZM24 170V169H23ZM27 170V169H26ZM34 170V171H35ZM38 170V169H37ZM42 170V169H41ZM44 170V169H43ZM104 170V169H103ZM123 170V171H124ZM152 170V169H151ZM183 170V169H182ZM44 171V172H45ZM99 171V170H98ZM125 171H127V170H125ZM130 172H131V169L129 170ZM143 171V170H142ZM157 171V170H156ZM161 171V170H160ZM197 171V170H196ZM38 172H40V171H38ZM37 172V173H38ZM43 172V171H42ZM45 172V173H46ZM100 172H101V174L100 173H97V174H99L98 176H97V181L98 182H96V183H99V184H102V186H103V184L105 185L104 187H107L106 186V184H108L110 181H109V179L111 180V178L110 177H107L106 175H108V174H104L101 170H100ZM129 172V173H130ZM150 172V171H149ZM148 172V173H149ZM157 172H159V171H157ZM175 171H173V173H174ZM179 172V171H178ZM177 171L175 172V173H178ZM183 172V171H182ZM23 173V172H22ZM24 173H25V170H24ZM57 173H59V171L57 172ZM108 173V172H107ZM146 173V172H145ZM151 173V172H150ZM163 173V172H162ZM161 173V174H162ZM172 173V174H173ZM51 174V173H50ZM126 174V173H125ZM131 174V173H130ZM129 174V175H130ZM157 174V173H156ZM132 175V174H131ZM143 175V174H142ZM152 175V174H151ZM151 175H147V173H146V178L144 177V180H142L141 179V182H139L137 185L135 184V188H133L132 190H130V191H128V192H125L126 190H124L123 188V190H124V192H125V194H126V196H125V194H122L121 192V194L123 195L122 197V199H125L124 198V196L126 197V200H127V197H128V199H130V197H134L135 195L134 194H136L137 192V190H141V189H144V188H146V187H148V186H150L151 184H154L155 185V183L157 182V181H159V179H158V177H159V175H158V177H156V175H154L155 177H156V179L154 178V176H151ZM166 175H167V173H166ZM39 176H40V173H39ZM125 176V175H124ZM127 176V175H126ZM38 177V176H37ZM42 177V176H41ZM122 177V176H121ZM130 177V176H129ZM136 177V176H135ZM166 177H168V176H166ZM166 177L164 178V179H166ZM174 176H171V178L170 179H172ZM197 177V176H196ZM58 178V177H57ZM175 178V177H174ZM134 179V178H133ZM170 179H168V180H170ZM42 180V179H41ZM51 180V182H53V180H56L55 178H52V179H50ZM92 180V179H91ZM96 180V179H95ZM126 180V179H125ZM136 180H139L138 178L136 179ZM157 180V181H156ZM163 180V179H162ZM39 181H40V179H39ZM140 181V180H139ZM167 181V180H166ZM165 181V182H166ZM172 181V180H171ZM174 181V180H173ZM41 182V181H40ZM54 182H57V180L56 181H54ZM88 182H91V181H87V182H85V183H88ZM135 182V181H134ZM162 182V181H161ZM168 183H169V181H167ZM42 183V182H41ZM40 183V184H41ZM92 183V182H91ZM131 183V182H130ZM160 183V182H159ZM158 183V184H159ZM39 184V186L41 187V185L43 184H41L40 185ZM73 184H76V186H82V185H77V183H74L73 182ZM128 184H129V182H128ZM127 184V186L126 187H128V186H130V185H128ZM157 184V185H158ZM163 184V183H162ZM170 184V183H169ZM168 184V185H169ZM191 184V183H190ZM91 185V184H90ZM93 185H94V183H93ZM164 185V184H163ZM85 186V185H84ZM98 186V185H97ZM161 186V185H160ZM174 186V185H173ZM260 186V185H259ZM258 186V187H259ZM75 187V186H74ZM74 187H72V188H74ZM111 187V186H110ZM113 187V186H112ZM111 187V188H112ZM155 187V186H154ZM154 187H153V189H154ZM166 187V186H165ZM164 187V188H165ZM256 187V186H255ZM263 188H264V186H262ZM77 188V187H76ZM88 188V187H87ZM131 188V187H130ZM129 188V189H130ZM160 188V187H159ZM162 188V187H161ZM39 189H41V188H39ZM94 189V188H93ZM106 189V188H105ZM110 189V188H109ZM114 189V188H113ZM112 189V190H113ZM127 189V188H126ZM151 189V188H150ZM157 189H158V187H157ZM163 189V188H162ZM257 189V188H256ZM259 189V188H258ZM262 189V188H261ZM42 190V189H41ZM40 190V191H41ZM73 190H75V189H73ZM78 191H79V189H77ZM82 190H83V186H82ZM84 190H86V189H84ZM90 189H88V191H89ZM117 190V189H116ZM128 190V189H127ZM152 190V189H151ZM159 190V189H158ZM166 190V189H165ZM107 191H109L108 190V188H107ZM115 191V190H114ZM148 191V190H147ZM162 191V190H161ZM164 191V190H163ZM264 191V190H263ZM42 193H43V191H41ZM103 192V191H102ZM105 193H106V191H104ZM78 193H80V192H78ZM85 193H86V191H85ZM91 193V192H90ZM94 193V192H93ZM109 193H110V191H109ZM115 193V195H113V196H115L116 197V199H118L119 197L118 196H120V195H118V194H116V192H113V194ZM150 194L152 193L151 191L149 192ZM154 193H155V191H154ZM161 193V192H160ZM262 194L264 193V192H261ZM83 194V193H82ZM86 194H88V193H86ZM98 194H100V196H102V198H103V196H105L103 199L105 200V198H109V197H106V195L107 194H104V195H101V193H98ZM112 194V192L110 193V195ZM142 194H143V192H142ZM142 194H141V197H142ZM149 194V195H150ZM261 194V195H262ZM94 195V194H93ZM110 195H108V196H110ZM138 195V194H137ZM137 195H136V197H137ZM140 195V194H139ZM138 195V196H139ZM156 195V194H155ZM112 196V197H113ZM130 196V197H129ZM152 196V195H151ZM154 196V195H153ZM263 196H264V194H263ZM84 197V196H83ZM97 197V195L95 196V199L96 200H98L99 201V199H102L101 197L100 198H96ZM115 197H114V199H115ZM144 197H147V196H145V194H144V196L142 197V198H144ZM149 197V196H148ZM147 197V199H149ZM91 198V197H90ZM89 198V199H90ZM151 198V197H150ZM89 199H86V200H89ZM94 199V201H95V203H93V201H92V203L91 204H95L96 205V203H97V201ZM103 199H102V201H100L99 202V204L98 205H100V207L98 208V210H96V211H92L93 209H94V206L95 205H89V207L88 208H86V209H83V211H81L83 214H87L88 213V211H92V212H95L96 213V215L99 217L101 214H100V212L102 211V212H104V213H108L107 215H109L110 217H112V215L113 214H118V213H120V211H124V209L126 208V210L128 209H131V202L129 203V201L127 202L126 200L125 201H123V200H121V196H120V199H118V200H121V201H117L116 200V202H107L108 201V199L106 200V201H103ZM145 199V198H144ZM146 199V200H147ZM156 199V198H155ZM91 200V199H90ZM109 200H112L111 198L109 199ZM131 200H133V199H131ZM135 200V199H134ZM136 200H138V199H136ZM140 200H141V198H140ZM143 200V199H142ZM141 200V201H142ZM150 200V199H149ZM151 200H153V197H152V199ZM150 200V201H151ZM161 200V199H160ZM258 200L259 199H257V202H258ZM89 202V201H88ZM134 202H136V201H134ZM133 202V203H134ZM143 202V201H142ZM145 202V201H144ZM90 203V202H89ZM146 203V202H145ZM149 203V202H148ZM255 203H256V200H255ZM137 204V203H136ZM143 204V203H142ZM147 204V203H146ZM84 204H82L81 206H80V208H82V206H83ZM133 205V204H132ZM148 205V204H147ZM255 205H257V203L255 204ZM86 206H88L87 205V203H86ZM85 206V207H86ZM141 206V205H140ZM133 207H134V205H133ZM252 207V209L255 207V206H251ZM140 209H141V207H139ZM144 208V207H143ZM142 208V209H143ZM249 208V207H248ZM256 208V207H255ZM79 210H81V209H78V211ZM132 210V209H131ZM134 210V209H133ZM137 210V209H136ZM249 210H251V209H249ZM254 210V209H253ZM252 210V211H253ZM98 211V212H97ZM130 211V210H129ZM156 211V210H155ZM80 211L78 212V213H81ZM89 212V213H90ZM131 212V211H130ZM133 212H138V210L137 211H133ZM159 212V211H158ZM246 212H248V210H246ZM245 212V213H246ZM81 213V214H82ZM239 213V212H238ZM238 213H236V214H238ZM82 214V215H83ZM85 214V215H86ZM106 214H105V217H109V216H106ZM112 214V215H111ZM156 214V213H155ZM227 214V213H226ZM95 215V216H96ZM158 215H159V213H158ZM229 216H231V214L229 215ZM234 216V215H233ZM109 217V218H110ZM221 217V216H220ZM97 218V217H96ZM156 218V217H155ZM231 218H232V216H231ZM230 218V219H231ZM85 219V218H84ZM87 219V218H86ZM98 219V218H97ZM150 219V218H149ZM154 219V218H153ZM214 219V218H213ZM219 219V218H218ZM217 219V220H218ZM83 220V219H82ZM93 220V219H92ZM156 220V219H155ZM155 220H153V221H155ZM164 220V219H163ZM215 221V223H213V224H217V222H220L221 220H219V221ZM229 220V219H228ZM261 220V219H260ZM258 221V220H257ZM163 222V221H162ZM213 222V221H212ZM223 223H224V221H222ZM256 222V221H255ZM254 222V223H255ZM168 223V222H167ZM221 223V222H220ZM219 223V224H220ZM97 224V223H96ZM148 225L150 224L149 223V221H148V223H147ZM146 224V225H147ZM152 224V226H153V224H154V222L153 223H151ZM155 224H156V222H155ZM160 224V223H159ZM165 225H166V223H164ZM222 224V223H221ZM256 224V223H255ZM260 223H258L257 225H259ZM162 225V224H161ZM160 225V226H161ZM254 225V224H253ZM262 225V224H261ZM261 225H259V227L258 226H256L255 225V229H254V227H252V229H254L253 231L254 232H252V234H255L254 236L252 235V234H249V235H246L247 237L248 236H250V235H252V237L250 238H245V239H242V242L240 243V241L241 240H239V246L240 247H238L239 249L238 250H236V252H234V246H233V250L231 249V248H228L227 247V249H230L232 252H234V253H231V254H227L226 253V248H224L223 249V251L225 250V253L227 254L226 256H222V255H220L219 254V252L217 253L218 255L216 256V258L215 257H213L214 259V261L213 260H211V259H209V256L208 255H206L205 257H207L208 256V261L210 262H208V263H206V264H242L241 262L245 259L244 257L246 256V254H248L249 252H251V254H253L252 252H254V254L256 253V252H264V227L263 226H261ZM155 226V225H154ZM157 226H158V222H157ZM168 226V225H167ZM166 226V227H167ZM223 226H226L225 224L223 225L222 224V227ZM185 227H189V226H185ZM191 227V226H190ZM215 227V226H214ZM217 227H220V225L219 226H217ZM160 228V227H159ZM164 228V227H163ZM192 228V227H191ZM191 228H189V229H191ZM221 228V227H220ZM225 228V227H224ZM224 228H222V229H224ZM162 229V228H161ZM160 229V230H161ZM165 229V228H164ZM167 229V228H166ZM165 229V230H166ZM185 229V228H184ZM187 229V231H189L190 232V234L195 230H193L192 232L190 231V230H188V228H186ZM185 229V230H186ZM197 229V228H196ZM226 229V228H225ZM179 230V229H178ZM198 230V229H197ZM215 230H217V228L215 227V229H214V231ZM176 231V230H175ZM186 231V232H187ZM196 231V230H195ZM224 231V230H223ZM226 231V230H225ZM224 231V232H225ZM169 232V231H168ZM174 232V231H173ZM177 232V231H176ZM180 232V231H179ZM183 232V230L180 232V233H182ZM185 232V231H184ZM189 232L188 233H182V234H185V235H187V234H189ZM197 232V231H196ZM198 232H199V230H198ZM206 232V231H205ZM224 232H222V233H224ZM172 233V232H171ZM175 233V232H174ZM178 234L179 235V237L176 235V234H174V235H170L169 233H167V234H169V237L167 238V242H168V244L169 245H171V246H173V247H176V248H181V250L183 251L184 249H186L184 246V244L186 243L185 241H188L187 239H189V238H187V237H180V235L181 234ZM195 233V232H194ZM194 233H192V234H194ZM250 233V232H249ZM208 234V233H207ZM246 234H248V233H246ZM197 235L198 236H200V238L199 239H201V238H204V237H202V235L203 234H201V233H197ZM205 236H207L206 234H204ZM184 236V235H183ZM189 236H191V235H189ZM244 236H245V234H244ZM244 236H241V237H243L244 238ZM245 236V237H246ZM177 237V238H176ZM193 237H194V235H193ZM196 237V236H195ZM187 238V239H186ZM198 238V237H197ZM240 238V237H239ZM186 239V240H185ZM195 239V238H194ZM241 239V238H240ZM164 240L166 241V239L164 238ZM191 240V239H190ZM198 240V239H197ZM196 241V240H195ZM203 240H201V242H202ZM206 241V239H204V244L206 243L205 242ZM161 242H163V241H161ZM189 242V241H188ZM193 242V241H192ZM198 242H199V240H198ZM197 242V243H198ZM209 242V241H208ZM165 243V242H164ZM161 244H163V243H161ZM237 244V243H236ZM186 245H187V243H186ZM188 245H189V243H188ZM201 245H202V243H201ZM208 245V244H207ZM206 245V246H207ZM235 245V244H234ZM236 246V245H235ZM238 246V245H237ZM200 247H202V246H200ZM232 247V246H231ZM157 248H159V247H157ZM235 248H237V247H235ZM188 250V249H187ZM157 249H155V251L153 252V250L152 251H150V252H152V254H154V255H158V254H156V253H159V251H157ZM202 251V250H201ZM205 251V250H204ZM231 251H229V253L231 252ZM186 252L187 251H185V254H186ZM191 252V251H190ZM203 252V251H202ZM221 253H222V251H220ZM228 252V251H227ZM200 253V252H199ZM224 253V252H223ZM259 253V254H260ZM188 254V253H187ZM253 254V255H254ZM200 255V254H199ZM216 255V254H215ZM256 255H258L257 253H256ZM262 255H264V253H262ZM262 255H260V256H262ZM251 256V255H250ZM249 256V254H248V257H250ZM173 257H174V255H173ZM172 257V258H173ZM193 257H195V256H193ZM202 257V256H201ZM200 257V258H201ZM263 257V256H262ZM154 258H155V256H154ZM157 258H160L159 256L157 257ZM172 258L170 257L169 258V260L168 261H170V259H171V261L173 262V260H172ZM203 258H204V256H203ZM202 258V259H203ZM244 258V259H243ZM259 258V257H258ZM261 258V257H260ZM156 259V258H155ZM164 259V258H163ZM175 259H176V257H175ZM202 259H200L202 262H205V261H203ZM252 259V258H251ZM250 259V260H251ZM255 259V258H254ZM253 259V260H254ZM263 258H261L260 260H262ZM204 260H205V258H204ZM213 261V262H211V261ZM256 260H258V259H256ZM259 260V261H260ZM264 260V259H263ZM200 261V262H201ZM246 261V260H245ZM245 261L243 262V264L245 263ZM151 262V261H150ZM165 262V261H164ZM176 262H177V260H176ZM173 263H175V261L173 262ZM172 263V264H173ZM178 263V262H177ZM177 263H175V264H177ZM248 263V262H247ZM251 263V262H250ZM254 263V262H253ZM264 263V262H263ZM148 264H150L149 262H148ZM191 264V263H190ZM204 264V263H203ZM256 264V263H255Z\"/></svg>",
	"mask_w": 264,
	"mask_h": 264
}]
</instances>
